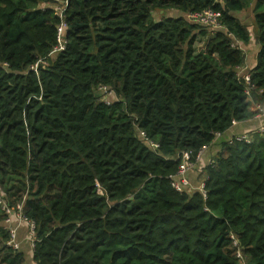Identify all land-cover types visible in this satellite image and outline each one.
<instances>
[{
	"label": "trees",
	"instance_id": "trees-1",
	"mask_svg": "<svg viewBox=\"0 0 264 264\" xmlns=\"http://www.w3.org/2000/svg\"><path fill=\"white\" fill-rule=\"evenodd\" d=\"M253 2L248 95L236 13ZM206 8L221 13L213 34L188 17ZM64 14L65 49L48 58L56 0H0V188L36 223L29 261L0 211V264H264V135L221 142L205 199L169 179L182 151L264 100V0H68ZM100 84L119 99L101 101Z\"/></svg>",
	"mask_w": 264,
	"mask_h": 264
},
{
	"label": "built area",
	"instance_id": "built-area-1",
	"mask_svg": "<svg viewBox=\"0 0 264 264\" xmlns=\"http://www.w3.org/2000/svg\"><path fill=\"white\" fill-rule=\"evenodd\" d=\"M68 4V0H56V10L59 12L61 21L57 26L56 31V44L52 47L51 51L48 54V58L53 56L54 54L65 49L66 40L64 37V27L66 22L64 20L65 14L64 10ZM221 13L218 10L213 8H206L201 11H195L188 14V17L191 21L208 26L212 31L222 27L220 22ZM239 42L236 40L235 44ZM240 47V46H239ZM40 64H47V58L38 59L34 63L30 64L28 70L36 71ZM0 66L6 68L8 66L7 62L0 61ZM244 81L246 82V94L250 95V88L253 86L250 83V74H243ZM96 92L99 95V99L103 101L105 104L110 105L114 101L118 100V96L113 88L108 85L100 84L97 86ZM255 110L257 111L255 114L258 116L264 109L261 105V102L255 101ZM237 121L232 122L231 127L235 125ZM137 129L138 136L151 148L156 150L159 147V144L151 140L144 131L140 130L137 125H135ZM229 130V129H228ZM227 130V131H228ZM257 134L264 135V123H262L258 129L256 130ZM255 133V134H256ZM223 133L215 132L213 142L219 139ZM229 142L234 140L236 141H244L251 142L252 134L251 133H235L232 134L228 139ZM210 144V145H211ZM210 145H203L200 147L195 154L192 153L191 150H184L180 153V163L178 165L177 171L174 174L169 175L171 186L177 191H191L197 190L202 194V197L205 199L207 197V190L205 188V179H201L197 182V184H193L192 181L187 177V172L190 168L195 164V162L202 156L204 151ZM212 163V160L209 164ZM0 211L4 215L3 226L9 233L8 240L5 242L8 246L12 247L15 250H19L21 248V242L17 237V228L13 224V222H17V224H23L26 226L28 231L29 244L31 247H34L36 240V223L34 220L26 216L24 213V201L13 202L9 200L5 194L2 192L0 188ZM233 239V244L238 246V242L233 235H231ZM236 255L241 257L240 250H236Z\"/></svg>",
	"mask_w": 264,
	"mask_h": 264
},
{
	"label": "crops",
	"instance_id": "crops-1",
	"mask_svg": "<svg viewBox=\"0 0 264 264\" xmlns=\"http://www.w3.org/2000/svg\"><path fill=\"white\" fill-rule=\"evenodd\" d=\"M254 2L251 3L248 7L236 13V17L242 22L248 25L250 31L249 41L243 43L239 42L240 48L244 52V63L238 67V71L240 74H250L251 69L256 64V57L259 51V44L256 41V27H254ZM250 9V10H249ZM249 10V11H246ZM159 13V11H158ZM213 34L214 31H211ZM201 40L202 44H205V39L199 37L196 43ZM201 44V45H202ZM202 49V48H200ZM259 102V101H258ZM254 100H251L250 108L254 111V115L244 121H238L235 125H233L228 131L224 132L222 136L217 139L214 144L208 146V148L204 151L202 156L195 162L192 168L187 172V177L192 181L193 184H197V182L204 177L202 168L205 167L209 162L214 158L217 152L220 149L221 142L227 140L232 134L235 133H256L258 127L264 123V110L259 113L257 116L255 113V104ZM261 105L264 109V100L261 101ZM13 224L17 228V237L21 242V250L24 251L26 258L31 261L32 258V247L29 244L28 231L25 225L17 224V222H13Z\"/></svg>",
	"mask_w": 264,
	"mask_h": 264
},
{
	"label": "rangeland",
	"instance_id": "rangeland-1",
	"mask_svg": "<svg viewBox=\"0 0 264 264\" xmlns=\"http://www.w3.org/2000/svg\"><path fill=\"white\" fill-rule=\"evenodd\" d=\"M250 10V9H249ZM249 10H246V11H249ZM175 11L176 10H167V11H159V13H158V11H153L152 12V16H153V18L154 19H156V18H158V17H160L161 16V14L162 15H175ZM254 24V23H253ZM254 27H255V25H254ZM202 43H201V40L199 39V41L196 43V47H198L199 48V45H201ZM197 48V49H198ZM255 133H252V139H253V135H254ZM242 262H241V264H245V261H243V260H241Z\"/></svg>",
	"mask_w": 264,
	"mask_h": 264
}]
</instances>
